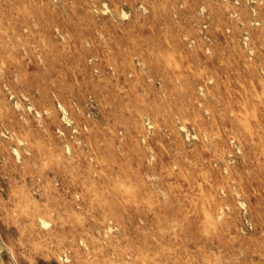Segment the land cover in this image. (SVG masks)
<instances>
[{
    "label": "rangeland",
    "instance_id": "374dc122",
    "mask_svg": "<svg viewBox=\"0 0 264 264\" xmlns=\"http://www.w3.org/2000/svg\"><path fill=\"white\" fill-rule=\"evenodd\" d=\"M0 264H264V0H0Z\"/></svg>",
    "mask_w": 264,
    "mask_h": 264
},
{
    "label": "bare ground",
    "instance_id": "6f19581e",
    "mask_svg": "<svg viewBox=\"0 0 264 264\" xmlns=\"http://www.w3.org/2000/svg\"><path fill=\"white\" fill-rule=\"evenodd\" d=\"M62 112V111H61ZM63 113V112H62Z\"/></svg>",
    "mask_w": 264,
    "mask_h": 264
}]
</instances>
